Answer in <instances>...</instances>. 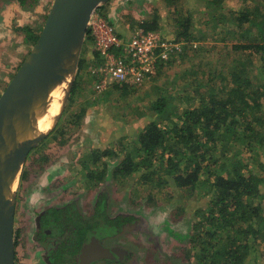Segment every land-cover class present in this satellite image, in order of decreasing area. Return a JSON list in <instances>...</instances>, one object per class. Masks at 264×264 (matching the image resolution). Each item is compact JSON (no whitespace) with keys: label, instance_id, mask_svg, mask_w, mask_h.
<instances>
[{"label":"rangeland","instance_id":"rangeland-1","mask_svg":"<svg viewBox=\"0 0 264 264\" xmlns=\"http://www.w3.org/2000/svg\"><path fill=\"white\" fill-rule=\"evenodd\" d=\"M52 3L26 0V6L21 7L17 0H0V95L32 49L23 29L30 28L38 37ZM95 12L122 39L157 15L156 32L171 41L178 30L182 31L178 19L189 17L192 39L180 38L184 42L182 54L159 65V75L139 87H128L125 95L112 91L104 99V92L92 91L93 76L88 69L94 60L93 47L89 35V40L84 38L79 59L84 58L86 67L76 94L71 102L66 101L52 131L29 151L21 168L15 199L14 264H42L34 241L38 212L76 201L81 211L90 214L97 193H104L108 216L132 215L136 221L139 217L144 221L125 225L115 237L117 244L131 253L127 264H188L185 255L194 251L190 237L198 220L196 212L207 202L204 190L177 188L171 178L162 186L143 184L138 174L114 178L113 166L123 158V146H132L140 130L157 120L151 104L159 97H169L173 109L181 110L191 104L183 97L195 95L194 88L220 91L228 84L222 76L228 77L230 69L235 70L240 63L248 66L256 87L264 85V63L259 56L252 49L233 48L258 42V27L250 28L244 22L238 28L233 19L257 13L256 21H261L264 0H110ZM261 103L264 113V95ZM81 110L85 112L79 118ZM109 149L118 157L98 164L97 169L105 171L104 180L86 183L78 160L92 151L100 154ZM251 156L242 152L241 159L254 161L251 167L259 173L256 161L261 159L264 165V152L260 159ZM256 245L257 251L246 259L248 264H264V243Z\"/></svg>","mask_w":264,"mask_h":264},{"label":"trees","instance_id":"trees-1","mask_svg":"<svg viewBox=\"0 0 264 264\" xmlns=\"http://www.w3.org/2000/svg\"><path fill=\"white\" fill-rule=\"evenodd\" d=\"M17 1L21 7L26 6V0ZM257 17L258 14L253 13L233 19L238 28L244 22L249 23L250 28H259L257 43L233 48L252 49L264 63V19L257 22ZM178 25L182 31L178 30L171 41L191 40L190 18L178 19ZM139 26L146 33L158 31V16L154 15ZM23 31L34 45L38 37L31 34L28 27ZM85 39L89 40L87 31ZM85 67L81 57L69 102L76 94ZM247 67L240 63L235 70L230 69L228 77L222 76L228 84L220 91L202 92L199 87L194 88L195 95L183 97L191 104L181 110L173 109L169 97L161 96L152 102L151 110L157 120L140 130L132 146H123L124 156L113 166L111 176L114 178L138 174L143 184L160 186L169 184L171 178L177 188L204 190L207 202L196 212L198 220L190 237L194 251H187L185 255L188 264H248L249 253L257 251L259 241L264 243V165L260 159L264 152L261 103L264 85L256 87L253 84ZM127 90L128 87L115 86L104 92L103 98L110 96L112 91L125 95ZM84 112L81 110L78 117ZM114 152L109 149L99 154L96 150L78 160L86 183L104 180L105 171L97 169L98 164L106 158L116 159L118 154ZM242 152L260 159L256 161L259 173L251 167L254 161L245 163L241 159ZM95 208L93 216L84 218L72 201L60 209L47 210L41 216L40 225L64 234L70 231L74 237L82 239L90 230L102 236L113 234L126 223L127 218H109L103 195L98 196ZM38 237L45 238V235L38 234Z\"/></svg>","mask_w":264,"mask_h":264},{"label":"water","instance_id":"water-1","mask_svg":"<svg viewBox=\"0 0 264 264\" xmlns=\"http://www.w3.org/2000/svg\"><path fill=\"white\" fill-rule=\"evenodd\" d=\"M110 0H53L45 24L17 71L0 95V264H14V213L17 184L29 151L54 128L69 98L79 54L92 14ZM71 68L72 79L60 115L43 137L34 138L19 150L11 147V134L21 120L30 117L47 90ZM113 251L95 238L81 252L84 264L112 259Z\"/></svg>","mask_w":264,"mask_h":264},{"label":"built area","instance_id":"built-area-1","mask_svg":"<svg viewBox=\"0 0 264 264\" xmlns=\"http://www.w3.org/2000/svg\"><path fill=\"white\" fill-rule=\"evenodd\" d=\"M94 60L88 73L93 76L92 91L101 94L115 86L139 87L156 75L157 67L177 59L184 42L163 39L160 34L135 31L127 39L94 12L87 24Z\"/></svg>","mask_w":264,"mask_h":264},{"label":"flooded vegetation","instance_id":"flooded-vegetation-1","mask_svg":"<svg viewBox=\"0 0 264 264\" xmlns=\"http://www.w3.org/2000/svg\"><path fill=\"white\" fill-rule=\"evenodd\" d=\"M99 195L104 196V193H97L95 195L92 211L90 214H85L83 211H81L78 202L73 201L76 203L77 210L80 212L82 217L88 218L95 214L96 201ZM64 205L60 207H49L41 212H38L35 218L34 241L37 243V246L41 252L40 261L42 264H84V262L80 259L81 252L88 244H90L92 238H95L102 248L113 251V253H116L119 256L114 255V258L112 259H99L96 261H91L89 264H127V261L131 258V253L124 247L118 245L115 241V237H117V234H119L120 231L124 229L125 225L133 223V225L136 226L137 222L141 224L144 223L143 219L139 217L136 221L135 217L132 215H116L113 217L109 216L110 219H115L117 217L127 218L126 223L120 226L121 229H116L115 233L113 234L102 236L96 234L94 230H90V233L85 235L82 239H79V237L76 235L74 237L70 231L64 234L62 232H58L54 228L47 230L41 227V216L47 212V210L60 209ZM38 234H44L45 238L38 237Z\"/></svg>","mask_w":264,"mask_h":264},{"label":"bare ground","instance_id":"bare-ground-1","mask_svg":"<svg viewBox=\"0 0 264 264\" xmlns=\"http://www.w3.org/2000/svg\"><path fill=\"white\" fill-rule=\"evenodd\" d=\"M71 79L72 71L69 68L66 75L47 90L29 118L23 114L20 116L21 120L11 134L13 151H19L27 141L43 137L50 131L60 114Z\"/></svg>","mask_w":264,"mask_h":264}]
</instances>
